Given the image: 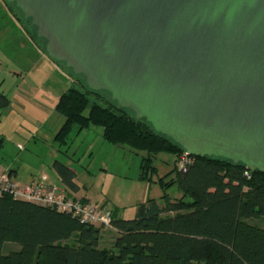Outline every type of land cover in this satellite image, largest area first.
Wrapping results in <instances>:
<instances>
[{
	"label": "water",
	"instance_id": "water-1",
	"mask_svg": "<svg viewBox=\"0 0 264 264\" xmlns=\"http://www.w3.org/2000/svg\"><path fill=\"white\" fill-rule=\"evenodd\" d=\"M44 53L194 158L264 174V0H5Z\"/></svg>",
	"mask_w": 264,
	"mask_h": 264
},
{
	"label": "trees",
	"instance_id": "trees-1",
	"mask_svg": "<svg viewBox=\"0 0 264 264\" xmlns=\"http://www.w3.org/2000/svg\"><path fill=\"white\" fill-rule=\"evenodd\" d=\"M77 79L85 91L71 87L55 105L64 119L54 137L59 149L67 153L75 128L99 127L106 143L145 154L141 181L157 175L153 162L158 155H170L172 170L157 178L163 195L138 205L132 220L111 211L117 234L112 249L99 248V227L53 208L0 196V264H264L263 173L216 158L193 157L183 164L178 145L144 120L136 121L130 111L117 109L108 94L91 92ZM8 105L0 90V110ZM52 170L66 190L79 191L76 175L66 165L55 161ZM172 187L180 196L168 194Z\"/></svg>",
	"mask_w": 264,
	"mask_h": 264
},
{
	"label": "rangeland",
	"instance_id": "rangeland-1",
	"mask_svg": "<svg viewBox=\"0 0 264 264\" xmlns=\"http://www.w3.org/2000/svg\"><path fill=\"white\" fill-rule=\"evenodd\" d=\"M0 84L9 100V106L0 110V134L5 135V141L0 140L1 167L14 165L27 173L43 165L50 167L53 160L48 155L59 150L54 137L64 122L55 110L56 102L71 87L81 91L85 88L66 68L47 57L42 45L32 38L26 24L5 0H0ZM101 133L99 127L81 132L75 128L66 146L69 160L62 156L65 148L59 150L58 160L77 172L78 183L86 186L94 204L106 201L105 197L109 209L120 212L124 220H132L146 192L150 199H161L157 178L172 170L174 158L158 155L153 162L157 175L141 181L139 166L145 154L110 145ZM169 180L171 177L165 181ZM145 184L149 185L148 190ZM168 194L180 196L175 187ZM66 243L72 244L73 239Z\"/></svg>",
	"mask_w": 264,
	"mask_h": 264
},
{
	"label": "built area",
	"instance_id": "built-area-1",
	"mask_svg": "<svg viewBox=\"0 0 264 264\" xmlns=\"http://www.w3.org/2000/svg\"><path fill=\"white\" fill-rule=\"evenodd\" d=\"M192 158L184 153L181 160L185 164L190 163ZM3 195H10L16 200L68 213L85 225L102 226L113 230L109 210L96 208L83 204L74 198H69L66 190L60 186L44 183L22 186L6 174L0 177V196Z\"/></svg>",
	"mask_w": 264,
	"mask_h": 264
},
{
	"label": "crops",
	"instance_id": "crops-1",
	"mask_svg": "<svg viewBox=\"0 0 264 264\" xmlns=\"http://www.w3.org/2000/svg\"><path fill=\"white\" fill-rule=\"evenodd\" d=\"M0 140L5 141V135L4 134H0ZM1 143L2 142H0V144ZM59 150L49 152V155H48V156H50L49 160L50 161L53 160L51 163V166L49 165L50 167L43 165V166L39 167L38 169H36L35 171H31L28 173L25 171H21V169L15 168L14 165L7 166L6 168L4 167V169H3L1 167V164H0V177L7 174L12 178V180L19 183L22 186L30 185V184H36V183H45V184L58 185V186L64 188L61 184L59 177L52 170V164L55 161H59L58 160L59 156H61L60 155L61 152ZM62 156L64 158H66L67 161L69 160L67 157L68 156L67 153L62 154ZM59 162H61V161H59ZM61 163H63V162H61ZM64 165H66L69 169H71L75 173V175H76L75 182L79 188V191L77 193H71L64 188L69 197L74 198V199H78V200L82 201V203L94 206L96 208L104 207V208L112 211L111 209L108 208L107 203H106L107 198H105V197H103V198H104V200L106 199V201L102 200V202L100 204H94L92 197L89 196V193L87 191L86 186L78 183L77 172L72 167H70L68 165V163H66ZM145 189H147V190L149 189L148 184H145ZM147 199H149V197H148L147 192H146L143 196L142 201L140 203H138V205L145 203ZM117 214H118V218L122 219V217H120L121 213L118 212ZM111 231L112 230L101 229L100 239H99V248L100 249H112L113 243L115 241V238L117 237V234H116V232H114V231L111 232Z\"/></svg>",
	"mask_w": 264,
	"mask_h": 264
}]
</instances>
